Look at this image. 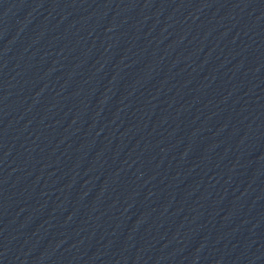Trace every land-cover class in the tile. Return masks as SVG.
Wrapping results in <instances>:
<instances>
[{
    "label": "water",
    "instance_id": "1",
    "mask_svg": "<svg viewBox=\"0 0 264 264\" xmlns=\"http://www.w3.org/2000/svg\"><path fill=\"white\" fill-rule=\"evenodd\" d=\"M166 0H0V227Z\"/></svg>",
    "mask_w": 264,
    "mask_h": 264
}]
</instances>
